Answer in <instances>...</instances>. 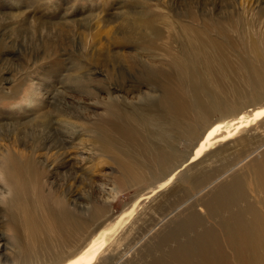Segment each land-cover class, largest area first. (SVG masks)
<instances>
[{
	"label": "rangeland",
	"instance_id": "rangeland-1",
	"mask_svg": "<svg viewBox=\"0 0 264 264\" xmlns=\"http://www.w3.org/2000/svg\"><path fill=\"white\" fill-rule=\"evenodd\" d=\"M189 30L222 44L230 58L243 55L254 59L256 71L264 75V0H0V90L8 100L26 95L38 98L32 106L23 105L18 117L9 108L2 109L0 166L8 154L28 157L27 152L34 149V158L47 163L49 174L55 177L54 189L46 186L45 190L58 189L69 202L73 201L70 210L75 216L88 218L93 203L103 201L111 202L113 216L118 215L137 194L154 186L163 172L154 170L151 178L118 188L115 182L119 166L93 146L97 144L92 124L106 118V108L115 107L119 118L136 121L135 127L139 128L138 142L125 145L129 152L141 153L143 147L139 148V143L163 144L161 138L157 139L162 131L153 124L150 127L147 121L160 112L158 73L168 75V83L181 91L191 108L200 100L214 102L218 97L208 84L193 88L189 80L180 81L173 71V60L186 57ZM204 77L203 70L198 72L197 79ZM260 101H264V94L253 92L241 112L252 109ZM235 109L226 108L219 115L228 116ZM217 115L209 113L198 118L196 131H201ZM47 121L50 123L41 126ZM50 134L52 141L56 139V146L62 145L59 143L64 139L69 140V145L63 143L68 147L60 158L65 163L61 168L52 164L57 150L53 146L43 149L51 142ZM133 145L136 149H132ZM190 150V139L175 141V156L179 158L172 162L168 172L185 163ZM209 161L205 169L214 174L207 185L203 183L195 189L191 183L177 178L148 201L153 211L147 215L141 230L147 233L139 230L142 237L136 234L132 245L137 241V244L146 241L153 244L154 233H164L169 227V221L162 227L159 220L176 211L200 214L207 224L204 226L218 230L201 206L208 200L207 196L202 197V192L216 183L233 162L219 158ZM6 192L0 178V255L3 257L13 249L9 245L12 232L6 224L13 213L8 209L10 197ZM32 197L27 196L30 201ZM79 205L86 206V210H80ZM52 206L48 204L50 210ZM148 227L153 228L152 232ZM189 234L192 235L188 233L186 237ZM4 243L10 247L7 251L2 250ZM6 260L0 257L1 262Z\"/></svg>",
	"mask_w": 264,
	"mask_h": 264
},
{
	"label": "bare ground",
	"instance_id": "bare-ground-1",
	"mask_svg": "<svg viewBox=\"0 0 264 264\" xmlns=\"http://www.w3.org/2000/svg\"><path fill=\"white\" fill-rule=\"evenodd\" d=\"M189 33L186 57L173 60V71L177 79L189 80L193 88L208 84L218 97L214 102L200 100L194 109L191 108L181 91L168 83V75L153 71L160 75L159 83L156 82L160 90V112L157 115L147 112L153 115L147 121L150 127L153 124L162 131H159V138L156 133L154 135L161 138L163 144L158 140L152 146L141 142L138 144L139 148L143 147L142 152L139 149L141 153L133 154L132 149L137 147L134 145L130 148L133 153L129 152L126 144L138 142L139 128L135 127L136 121L125 122L119 118L115 107L106 108V118L92 124L97 144L93 146L119 166L116 165L120 172L115 182L118 188L145 181L151 178L154 170L163 172L155 185L137 194L118 215L113 216L111 202L103 201L93 203L89 217L83 219L71 212L73 201L69 202L58 189L52 191L55 177L49 174L47 163L34 158V149L27 152L28 157L8 154L0 166V178L7 187L8 209L13 213L6 223L12 232L13 243L9 245L13 249L7 252L6 263L0 261V264H264V101L241 112L253 92L264 94V75L256 71L254 59L243 55L230 58L222 44L198 31L189 30ZM202 70L205 77L197 79ZM3 93L0 90V113L3 108H9L16 117L25 106H32L38 99L37 95H26L8 100ZM232 106L236 109L230 115H219ZM209 113L218 114V117L196 131V120ZM49 116L46 117L48 121ZM48 121L41 126L50 123ZM48 136L49 139L53 137ZM180 139H190V156L185 163L168 172L172 162L178 161L174 144ZM67 141L64 139L59 143L62 145L56 146V139H51L50 145L43 147L49 150L47 148L53 146L57 150L52 164L58 168L65 164L60 158L68 147L63 143L69 145ZM212 158L233 162L231 168L202 192L203 196L201 194L208 197L201 204L204 213L216 223L218 230L206 227L200 214L176 211L159 220L162 227L169 221V227L164 233H154L156 241L153 244L148 245L147 241L137 244V241L132 245V239L143 230L147 215L153 211L148 201L179 180L177 178L191 183L195 189L208 182L214 173L205 169V164ZM188 172L192 175L187 176ZM46 186L52 190L46 191ZM27 196H33L32 202ZM49 203L53 204L52 210ZM78 207L86 210L84 205ZM152 229L149 230L152 232ZM188 233L192 235L186 237ZM3 247L4 251L10 248L7 244Z\"/></svg>",
	"mask_w": 264,
	"mask_h": 264
}]
</instances>
